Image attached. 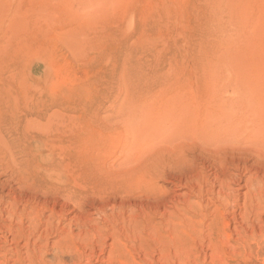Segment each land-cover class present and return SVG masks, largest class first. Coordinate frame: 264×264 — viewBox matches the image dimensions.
Returning <instances> with one entry per match:
<instances>
[{
    "label": "rangeland",
    "instance_id": "obj_1",
    "mask_svg": "<svg viewBox=\"0 0 264 264\" xmlns=\"http://www.w3.org/2000/svg\"><path fill=\"white\" fill-rule=\"evenodd\" d=\"M242 97L264 106V0H0V264H29L50 210V244L73 234L83 264L108 262L114 228L109 264H264V132L258 157L240 122L200 135Z\"/></svg>",
    "mask_w": 264,
    "mask_h": 264
},
{
    "label": "bare ground",
    "instance_id": "obj_2",
    "mask_svg": "<svg viewBox=\"0 0 264 264\" xmlns=\"http://www.w3.org/2000/svg\"><path fill=\"white\" fill-rule=\"evenodd\" d=\"M172 99L174 100V98H172ZM136 100H134V101H136ZM155 102L156 103H159V102L162 103L164 101H159L158 100V102H157L155 100ZM155 102L152 103L153 104V107L155 106L154 105ZM167 102H169V101H167ZM167 102H165V103H167ZM170 102H171V100H170ZM148 103H150V102H148ZM233 103H234V105L238 106L239 109L235 112V114H234L235 117L234 118H231V117L227 116L228 118H226L225 121H223L224 123L227 124V126H225L222 121H217V122L214 123V125H213V127L211 129H209L208 131L202 132L200 135L203 136L205 139H213V140H215L220 134H223V132L226 131V130H231L233 132H238V129L235 127V124L238 123V122H240V123H242V127H243L242 133L243 134H249L250 135L249 141H250V148H251L252 153L254 155H256V157H258V147H259V140H260L258 138V136L261 135L264 132V119L262 118V115H263V112H264V108H263L264 106L262 107L261 104H259V106H257V101L255 99L249 98V97H242V98L233 100ZM160 105L161 104H159V106ZM162 106L164 107V104ZM240 106H241V108H240ZM155 107L153 109H155ZM135 108H137V107H135ZM138 108H140V106H138ZM144 108H145L144 110H146V106ZM147 108H149V107L147 106ZM158 108H160V107L157 106V109ZM167 108H168V106H167ZM167 108H166V111H164L166 113H167ZM169 108L172 110V108L170 106H169ZM153 109H148V110H151L152 111ZM160 110H161V108H160ZM133 111H135L134 108H133ZM133 111H131V112H133ZM137 112H139V111H137ZM149 112L150 111H148L147 113L150 115L151 113H149ZM156 112H158V110ZM162 112L163 111H161L160 114H157V113H154V112L153 113L155 115L156 114L157 115H161ZM166 113H164V114H166ZM140 114H139V116H140ZM169 114H171V111L164 116V118H165V122L164 123H166V124H167L166 118L169 116ZM135 116H136V113H135ZM162 116H161V118H162ZM143 117H141V118H143ZM151 117H152V114H151ZM159 117H158V119H159ZM136 118H138V116ZM134 119H135V117H134ZM149 120H151V119H149ZM143 123H146V124L143 125V127H145V130H146V134L145 135H148V136L151 137V140H150V139H148L149 137L146 136L145 137L146 139L144 138L145 140H143V141L144 142L146 140L147 141L148 140L149 141H152L151 143L149 142L150 144L148 142L147 143L145 142L147 146H151V147L152 146L154 147L155 145L158 146L159 143L161 142L160 141V138H161V135H162L161 134L162 131H159V127L161 126V128L163 129V126H165L166 124H164V123L163 124H160L159 121L158 122H153V120H151L150 122H145V120H144ZM141 125H142V123H141ZM130 129L132 130L131 127H130ZM126 132H130V131L129 130L128 131L126 130ZM133 133L134 132H131L130 134L131 135H134L135 133L134 134ZM134 136H136L135 138H137V135H134ZM122 137H124L126 139L128 137V135L126 137L125 136H122ZM130 140H131V138L129 139V137H128L127 140H125V142L123 141L125 144H123V145L121 144L122 145V152H121L122 156H121V158H119V161H121V163L119 165L125 166L123 168H120L119 167V170L121 169L120 171H123V172L126 171V173H127V171L129 172V170L131 169V166H132L131 165V160H132V156H133V153H134V149H132V148L135 147V144H134V147L131 146V142L133 140L131 142H130ZM144 142H142V143H144ZM132 145H133V143H132ZM142 146L143 145H141L139 148H142ZM145 148H144V151H145ZM126 151H127V153H126ZM150 171H152V170H150ZM152 173H154V172L152 171ZM249 181L252 183L251 186H254L255 180L254 179H251ZM228 185L229 184H227L226 182H222L221 183V190L226 189V187ZM226 191H232V189L229 187L228 190H226ZM220 194H221V192L218 194L219 199L227 196V194H225V196L224 195H221L220 196ZM228 198H229V196H228ZM209 201L213 202L214 200L211 198V199H209ZM0 203H2V202L0 201ZM20 204H21V202H17V201H13L12 204L10 203V206H8L9 207L8 210L10 211L9 212L10 213V216H7V217L8 218L13 217V218L21 219L22 218V214L24 213V214H27L26 217L28 218L29 222L30 223H31V221L33 222L34 221V218L31 217L30 213L27 211L28 210V207L25 206V209L22 212L21 210H19ZM183 206H185V203L183 204ZM4 210L6 211V209H4ZM25 210L27 211V213L25 212ZM44 210H47V208H45ZM1 212H2V210H1ZM50 212H51V215L49 217H47L48 219L46 217H45L44 220L40 218L38 220V225H36L35 228L28 227L29 228L28 230H31L30 235L37 234L34 237H37L38 238V241H37V243L34 241V246L35 247L34 246H33L34 248L32 247L33 248L32 251L31 250H28L29 252H27L28 254L26 253L27 254L26 255L27 257H25V258H28L29 257L30 261H29V259H27L28 262H29V264H83V261L82 260L84 259L85 255H84L83 252L80 251L81 249L79 250L78 248L77 249L74 248V246H73L74 244L73 243H76V242H75V237L73 236V234L64 235L65 234V230L64 229L62 230L60 227L59 228L57 227V231L59 233L57 236L60 237V239H59V241H57L55 243H53L54 241L51 242L52 245L50 244V241H51L50 234H52V232H54L53 230L56 228V227L55 228L52 227V225L54 226V223L52 222V220L54 219L55 214H54L53 210H50ZM6 214L9 215L8 213H6ZM1 217H3V216H1ZM5 218H6V216H5ZM21 221L22 222H25V221H23V219ZM115 225L116 224H114V226ZM22 227H24V226H22ZM20 229H21V227H20ZM24 229L25 230L27 229L26 226L22 229V231H24ZM171 230H173V228ZM221 231H222V228L220 227V225L218 224V222L215 221L214 224H213V226H212L211 233H210V236H209V241H210V247L209 248L212 249V248H216L217 247V244L219 243V237H220ZM26 233L27 232H25L24 234H26ZM20 235H23V234H20ZM27 236H29V235L27 234ZM21 238H22V236L20 237V239ZM25 238H27V237L25 236ZM107 238L108 239H111L112 242H113V244L111 246H110V244H108L109 242H105L104 244H102V250L101 251L104 254H105V252L106 253L108 252V255H109L108 262H106V263L103 262V260H104L103 259L102 260V264H104V263L105 264H109L110 261L113 260L112 257L114 256L115 253L118 254V253H121L123 251V244H122V241H120L122 238H121L119 232L117 231V229L114 228L112 230V232H110L108 234ZM76 245H78V244H76ZM30 246H31V243H30ZM51 246H52V249L50 248ZM110 247H111V249L109 251H106L107 248H110ZM28 248H29V246H28ZM73 248L75 249V251H73L74 250ZM12 253H13V251H12ZM20 257H21V255H20ZM23 257H24V255H23ZM46 257L51 258V259L50 260L49 259L47 260ZM19 262L21 263V261H19Z\"/></svg>",
    "mask_w": 264,
    "mask_h": 264
}]
</instances>
